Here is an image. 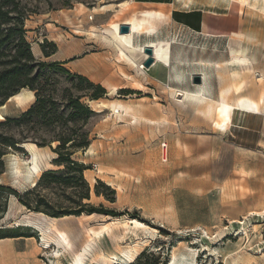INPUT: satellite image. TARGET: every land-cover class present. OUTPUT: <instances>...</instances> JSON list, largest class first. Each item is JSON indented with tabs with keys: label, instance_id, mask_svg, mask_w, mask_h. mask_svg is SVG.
Returning a JSON list of instances; mask_svg holds the SVG:
<instances>
[{
	"label": "rangeland",
	"instance_id": "obj_1",
	"mask_svg": "<svg viewBox=\"0 0 264 264\" xmlns=\"http://www.w3.org/2000/svg\"><path fill=\"white\" fill-rule=\"evenodd\" d=\"M14 1L24 13V37L35 63L58 65L31 73V85L54 103L46 106L44 116L4 123L21 118L35 104L36 91L28 88L18 90L19 99L10 97L0 106V123H4L0 135L15 141L13 147L0 143V229L33 226L44 217L56 219L55 226L68 232L71 243L58 264H70L86 245L84 264H168L173 255L192 257V264H264V0H179L174 7L189 2L214 13L208 28L199 34L169 21L171 7L157 10L164 11L166 19L152 22L153 33L141 35L138 44L166 43L170 58L168 66L152 64L147 80L137 77L131 64L88 31L125 25L140 18L136 10L159 7L133 0L124 9L121 4L130 0ZM52 44L55 52L45 58L42 50L50 53ZM181 47L187 61L176 63L172 56ZM231 49L244 54L231 61ZM55 54L65 61L49 60ZM199 59H225L228 67L217 73L213 67L195 64L193 60ZM136 62L144 66L141 54ZM173 67L184 72L183 77L175 76ZM197 73L206 74L205 82L196 80ZM216 74L232 86L231 98L252 110L234 111L224 130L219 129L221 120L216 115L197 113L192 103L180 102L169 92L170 88L194 91L196 84L214 96L221 83ZM76 75L101 86L105 93L91 100L94 89ZM69 97L79 98L92 113L71 116ZM60 138L87 143L83 148L68 144L61 153H69L73 162L83 165L88 199L79 197L86 188L78 178L68 184H37L46 171L64 173L63 165L55 162ZM27 143L45 157L46 167L35 178V186L15 181L9 168L11 156L30 159L20 148ZM13 193H29L31 206L42 199L41 212L27 210ZM80 203L115 216L66 215ZM130 220L145 228H133ZM103 224L109 225L107 232L93 238L89 229ZM31 231L42 247L41 237ZM50 250L38 259L51 264ZM128 256L131 259L125 260Z\"/></svg>",
	"mask_w": 264,
	"mask_h": 264
},
{
	"label": "bare ground",
	"instance_id": "obj_2",
	"mask_svg": "<svg viewBox=\"0 0 264 264\" xmlns=\"http://www.w3.org/2000/svg\"><path fill=\"white\" fill-rule=\"evenodd\" d=\"M232 2L242 3L244 0H230ZM131 2V0H130ZM129 1H124L121 4V8H126ZM231 2V3H232ZM244 4V3H243ZM242 4V5H243ZM107 6L102 7L101 9H105ZM105 12H111V10H106ZM160 16L144 13V17L140 19H130L126 26H128V33H120V26L115 24L111 27V29H98L95 27H90V31H88L92 37L105 46L109 47L113 50L120 58L124 61L131 64L135 68V73L137 77L147 80L148 75L147 68H145L142 64L136 62L137 54H141L142 60L144 62L150 57L153 60V66L155 63H161L165 66L169 64V46L168 44H164L161 41L158 42H148L150 45H144L142 47L138 44V39L142 36H148L153 33V28L151 27V23L154 22L155 17ZM234 35V34H233ZM144 49V50H143ZM145 49H150L152 51V55L148 56L145 52ZM184 50V49H183ZM182 47L177 50L172 56L174 61L178 63L179 61H184L186 59L185 54L183 55ZM229 58L231 61H237L244 53L243 50H230ZM189 60V59H188ZM187 61V59H186ZM195 64L199 65L201 68H210L213 67L217 73L219 71H223L228 67L225 59L218 60L216 62H212L209 59H199L193 60ZM191 62V61H190ZM189 62V63H190ZM230 62V61H229ZM193 63V62H192ZM192 65V64H191ZM232 65V64H231ZM152 66V67H153ZM151 67V68H152ZM183 71V70H182ZM224 73V72H220ZM173 74L178 77H183L184 72L177 71L173 67ZM217 75V74H216ZM193 76H197L199 79H202L205 82L206 74H194ZM220 79V87L216 93V95H209V91L202 85L195 84L194 91H175L174 88L169 90L170 95L173 97H178V101H189L194 106V110L197 113H201L202 115L213 116L216 115L221 123L219 124V129L224 130L225 124L229 122L230 115L232 111H243V112H251V107L248 104L238 100L232 99L231 95L233 94V88L230 84L227 83L226 77H222L221 75H217ZM226 82V83H225ZM225 83V85H224ZM22 94H16L10 99H19ZM9 99V100H10ZM2 106L1 108H3ZM114 111H116L112 107ZM118 113V112H116ZM262 113H264V95L262 100ZM0 119L2 117L0 116ZM136 120V119H135ZM24 150H26L30 154L29 160H20L16 156H11L9 158V168L11 170V174L14 177L15 181H18L21 184H28L31 186H35V178H37L43 169H45L46 165L44 164V156L42 152L39 151L38 148L35 147L32 143L22 144L20 145ZM11 205L14 203V199H12ZM93 216V215H92ZM90 216L84 215L83 218H90ZM55 220H49L45 226H41L40 224H34L33 226L25 225V227H32L39 231L41 235V242L43 246L52 252L51 255V264H58V259L62 253H64L71 245L68 237V232L64 229H61L55 226ZM108 223V222H107ZM130 225H133V228H145V226L136 221L130 220ZM109 228L108 224H103L99 229L93 230L89 229V234L98 239L100 236L105 234ZM89 244V243H88ZM89 252V245L84 246L80 250H78L75 254L74 260L70 264H84L85 257ZM190 252V251H189ZM191 253V252H190ZM49 255V256H50ZM195 256V255H194ZM131 257H125V260H130ZM124 260V259H123ZM192 257L184 256V255H173L170 262L168 264H192Z\"/></svg>",
	"mask_w": 264,
	"mask_h": 264
},
{
	"label": "trees",
	"instance_id": "obj_3",
	"mask_svg": "<svg viewBox=\"0 0 264 264\" xmlns=\"http://www.w3.org/2000/svg\"><path fill=\"white\" fill-rule=\"evenodd\" d=\"M9 6H11L12 8L9 9ZM17 8L18 3H15L14 0H0V106L3 105L7 99L16 95L18 93V90L22 88H28L29 90L36 91L37 100L35 104L25 114L22 115L21 118L15 120L6 119L4 123H8L11 121L14 123H19L22 118H26L30 115L44 116L46 106L49 104L50 108V106L54 105L53 101L49 103L44 96L39 95V89L31 85L33 81L31 73L34 69L42 70L43 68H57L58 63H35V60L33 59L30 51V46L25 41L24 37V13L18 11ZM45 43L41 45L42 48ZM51 46L53 47V50L50 53H47L44 49L42 50L45 58L55 52V45L52 44ZM61 71L71 76L68 71L64 69H61ZM75 77L80 81L86 82L89 87H92L94 89L96 94H92L89 96L91 100H97L101 97V95L99 94L105 93L104 89H102L101 86L94 85L81 76L76 75ZM68 107L72 111L71 116H76L80 112L83 114L92 113L87 107L80 104L79 98L69 97ZM4 123H0V126ZM56 141L58 142V145L55 150L59 155L58 159L55 162L59 166L63 165L64 173H62L61 171H46L41 175L37 184L42 182H47V184H50L52 182L68 184L69 182H72L73 178H78L82 182V186L86 188V193L79 197L81 201L83 199H88L90 189L82 179V172L84 170L83 165L73 162L70 159L69 153H61V150L65 149L66 145L68 144L69 147L83 148L87 146V143L85 141L75 143V141L70 138H60ZM0 143L6 144V146L9 147H13L15 141L9 140L8 138L2 137L0 135ZM1 156L2 154L0 153V157ZM2 188L3 187L0 186V189ZM95 194H98V190H96V188ZM13 195L16 196L18 202L26 207L27 210L41 212L39 211L38 205L40 202H42V199L39 198L35 202V206H31L27 199L29 193L24 195H16V193H13ZM82 213H99L109 216H115L109 211L88 207L81 203L77 210L70 211V213H67L66 215H80ZM49 216L56 217L55 215ZM2 230L3 236H0V239L4 237H12L14 234V232L12 231L0 229V231Z\"/></svg>",
	"mask_w": 264,
	"mask_h": 264
},
{
	"label": "crops",
	"instance_id": "obj_4",
	"mask_svg": "<svg viewBox=\"0 0 264 264\" xmlns=\"http://www.w3.org/2000/svg\"><path fill=\"white\" fill-rule=\"evenodd\" d=\"M177 2H179V0H133V3L137 5L159 7L158 9L156 8V9L136 10V16L140 18L144 17V13L153 14L155 16L160 14V16L155 17L154 21H162L166 19L167 14L164 11H157V10L171 7L170 13L168 14L169 15L168 18L169 21H171L173 24L181 26L185 29H188L198 34L202 33L205 29L208 28L209 18L211 17V15H214V13L209 12L207 8H203L197 6L194 3H189V2L182 4L180 8H176L174 7V4ZM232 34H234V32ZM55 56L56 54L51 56L49 60H54L57 62L65 61L63 57L55 58ZM234 111H232V113ZM49 220H55V219L44 217L43 219L38 221L37 224H40L41 226H45V224L48 223ZM28 221L33 223V221L31 220ZM3 229L12 231L14 232V234L12 237H4L0 239V264H47L45 261L39 260L38 257L42 253L49 254L47 252L48 250L46 251V248L45 246L42 245V243H41L42 247L38 246L37 241L30 234L32 233L31 231L32 229L34 230V232L38 233L39 237H41L37 229L32 227H24V225H19L17 227H4ZM27 230H30L29 233L27 232ZM48 261L51 263L50 260Z\"/></svg>",
	"mask_w": 264,
	"mask_h": 264
},
{
	"label": "water",
	"instance_id": "obj_5",
	"mask_svg": "<svg viewBox=\"0 0 264 264\" xmlns=\"http://www.w3.org/2000/svg\"><path fill=\"white\" fill-rule=\"evenodd\" d=\"M129 31V28L128 26L126 25H121L120 26V33H128ZM145 52L148 54V56H151L152 55V51L150 49H145ZM153 64V60L152 58L150 57L149 59H147L145 62H144V67L149 69V67ZM197 81H199V78L196 79ZM22 148V147H20Z\"/></svg>",
	"mask_w": 264,
	"mask_h": 264
}]
</instances>
